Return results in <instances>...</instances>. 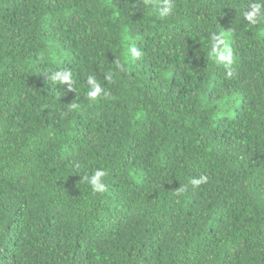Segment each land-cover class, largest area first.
<instances>
[{"label": "trees", "instance_id": "16d2710c", "mask_svg": "<svg viewBox=\"0 0 264 264\" xmlns=\"http://www.w3.org/2000/svg\"><path fill=\"white\" fill-rule=\"evenodd\" d=\"M253 2L173 0L162 19V0H0V264H264ZM88 76L108 95L90 102ZM98 168L103 194L82 180Z\"/></svg>", "mask_w": 264, "mask_h": 264}, {"label": "clouds", "instance_id": "9594fccd", "mask_svg": "<svg viewBox=\"0 0 264 264\" xmlns=\"http://www.w3.org/2000/svg\"><path fill=\"white\" fill-rule=\"evenodd\" d=\"M175 5L173 0H162L161 3H157L155 6V14L160 18H166L173 13ZM244 19H246L250 25H258L264 22V0H255V2L249 5V9L243 12ZM211 48L208 52L210 59L214 60L218 64H223L225 68H230L234 62L233 51L229 44L226 42L225 33H212L211 34ZM143 53L133 44L126 49L123 56L124 63L120 60H116V67L121 71H125L133 58L138 59ZM231 75V72H229ZM50 80L53 83L68 84L69 89H73V75L70 69H63L54 71L50 74ZM112 73L109 72L105 75V79L111 80ZM88 85L90 88L87 92V98L90 102H95L102 95L107 96L108 93L102 88L101 84L97 81L95 76H88ZM78 106L72 104L71 108L76 109ZM107 175L106 170L96 169L90 176H83L82 180L85 181L91 187V191L94 194H103L107 191V186L104 182V177ZM208 177L200 175L199 177H193L190 183L193 187H199L201 184L206 183Z\"/></svg>", "mask_w": 264, "mask_h": 264}]
</instances>
